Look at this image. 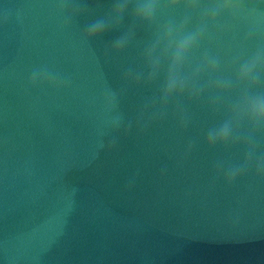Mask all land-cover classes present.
<instances>
[{
	"label": "water",
	"instance_id": "obj_1",
	"mask_svg": "<svg viewBox=\"0 0 264 264\" xmlns=\"http://www.w3.org/2000/svg\"><path fill=\"white\" fill-rule=\"evenodd\" d=\"M54 2L0 0V264H264V181L214 180L215 161L241 156L203 143L220 116L192 104L186 131L170 117L97 150L105 83L118 88L124 69L140 65L151 32L139 30L127 51L105 56L118 32L88 45L80 33L110 0H89L90 15L64 30ZM244 31L225 33L212 50L226 60L243 54ZM43 67L68 86L29 87ZM151 94L130 88L121 110L133 118Z\"/></svg>",
	"mask_w": 264,
	"mask_h": 264
},
{
	"label": "clouds",
	"instance_id": "obj_2",
	"mask_svg": "<svg viewBox=\"0 0 264 264\" xmlns=\"http://www.w3.org/2000/svg\"><path fill=\"white\" fill-rule=\"evenodd\" d=\"M92 2L100 6V0ZM53 13L60 20V29H68L90 15V3L55 0ZM7 20L5 14L2 22ZM241 25L245 27L239 42L243 54L226 60L219 50H212V41ZM262 27L264 0H110L103 14L84 24L80 33L82 44L118 32L105 47L104 55H119L137 41L139 30H149L151 37L140 49V65L124 69L121 85L114 88L105 83L97 150H111L121 135L128 136L134 129L137 135L143 134L170 117L181 132L186 131L192 122L190 106L201 104L220 116L203 133L207 148L241 152L234 162L215 161L214 180H222L229 187L244 177L264 181ZM250 44L254 46L249 48ZM43 84L60 89L67 87L69 81L46 67L34 69L28 86ZM130 88L152 90L151 95L143 97L133 118L121 110L122 98ZM105 137L109 138L107 142ZM195 145V140L187 142L185 159ZM166 172V167L161 169L162 175ZM135 181V176L129 179L128 190Z\"/></svg>",
	"mask_w": 264,
	"mask_h": 264
}]
</instances>
